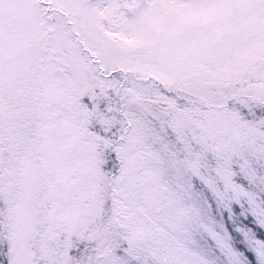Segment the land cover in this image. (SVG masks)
I'll return each mask as SVG.
<instances>
[{"label": "snow or ice", "instance_id": "snow-or-ice-1", "mask_svg": "<svg viewBox=\"0 0 264 264\" xmlns=\"http://www.w3.org/2000/svg\"><path fill=\"white\" fill-rule=\"evenodd\" d=\"M0 264H264V0H0Z\"/></svg>", "mask_w": 264, "mask_h": 264}]
</instances>
